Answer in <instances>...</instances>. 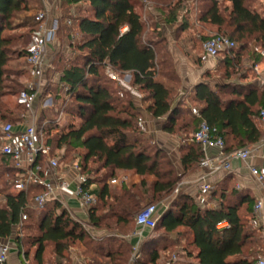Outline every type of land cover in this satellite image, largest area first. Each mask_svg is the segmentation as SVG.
Masks as SVG:
<instances>
[{
	"label": "trees",
	"instance_id": "trees-1",
	"mask_svg": "<svg viewBox=\"0 0 264 264\" xmlns=\"http://www.w3.org/2000/svg\"><path fill=\"white\" fill-rule=\"evenodd\" d=\"M61 1L62 4L70 5L87 4L86 15L63 17L61 21V30L74 29V34L85 37L81 44L69 46L77 59L71 62L59 78V84L69 89L67 95L70 99L63 101V110L67 115H75L80 125H69L59 132V112L54 116L42 112L39 125L43 127L53 153L66 146L75 151H83L78 161L82 173L89 178L88 192L96 197L97 203H101L104 209L100 215L97 204L89 211L88 226L98 230L117 227L125 231L141 208L144 195L149 192L153 196L174 192L182 180L168 152L157 145L155 139H143L146 133L135 101L129 95L130 91L117 89L115 80L106 79L104 74L107 69L119 75L131 74L133 87H139L148 94L146 100H150L151 104L147 111L155 119L167 117L165 132L178 134L185 131L188 134L181 148V161L187 174L194 172L204 157L201 146L193 141L202 120L220 130L227 153L246 149L248 145L260 140L262 133L258 120H261L260 113L264 109V86L233 79L235 71H239L242 49L236 48L220 56L218 71L223 67L231 72L226 74L223 84L215 87H211L207 81L198 84L195 97L204 106L197 118L180 121L182 110L180 107L173 109L171 105L175 90L163 82L169 80L178 83L174 62L169 64L167 61L172 58L167 51L166 41L157 40L154 33L149 35L147 24L137 12V4L145 0ZM226 1L230 7L222 8L216 0H210L202 20L218 27L215 35L227 36L236 43L254 42L257 46L256 53L252 54L255 65L261 57L260 52L264 51V13L252 7L251 0ZM24 5L25 0H0V114L8 112L4 98L14 90L7 85L10 82L8 63L11 40L2 34L10 28V21ZM178 12L179 9L175 10L167 22L175 23ZM125 27L128 30L123 33ZM150 29L154 32L156 26ZM28 54L29 51L25 56ZM209 78L210 74L205 76V79ZM245 79L242 77L240 80ZM16 84L19 89L23 88L21 83ZM23 91L35 93L28 89ZM73 101L76 105H72ZM227 136H232L237 143L236 148L228 146ZM90 164L95 165L97 173L110 172L109 177L113 180L122 173L131 172L141 178L154 176L156 181L151 189H148L150 185L141 181L137 188L122 185L121 193L112 194L108 181H97L89 176ZM3 175H9L14 189L17 170L11 158L0 154V179ZM14 192L7 194L5 204L0 206V239H8L13 229L18 228L16 244L25 261L30 254L23 252V233L31 230L38 232L31 244L36 246V264H46L45 255L50 247L55 256L54 264L69 263L70 258L65 260V253L77 242L84 244L91 254L108 256L107 264L129 263L133 248L128 242L114 237L94 239L68 211H61L57 201L50 202L43 210L28 211L29 219L21 222L22 211L37 195L44 193L45 188L33 185L26 191L14 189ZM212 201L217 206L205 207L183 190L175 209L165 212L156 228L160 226L168 234L179 228L186 229L196 249V264H254L263 257L258 256L264 246L260 241L263 236L254 225V197L218 185L208 199V204ZM34 214L38 215L37 220L32 217ZM223 222L228 225L220 228ZM166 241L163 239L156 242L149 238L140 250L145 261L139 258L136 264H157L161 257L159 246ZM98 257L91 261L99 264ZM189 257L192 255L189 254Z\"/></svg>",
	"mask_w": 264,
	"mask_h": 264
},
{
	"label": "rangeland",
	"instance_id": "rangeland-1",
	"mask_svg": "<svg viewBox=\"0 0 264 264\" xmlns=\"http://www.w3.org/2000/svg\"><path fill=\"white\" fill-rule=\"evenodd\" d=\"M53 1V0H51ZM55 1V0H54ZM51 2L49 8L51 9L49 12L48 23L52 22L56 17H79L81 15H86L85 10L87 9V4L80 3L79 5L73 4H57ZM221 6L223 7H230V4L226 0H216ZM250 3L252 7L258 9L261 13H264V0H251ZM138 3V2H137ZM210 0H145L137 4V12L141 14L145 23L148 27L149 35L151 33L155 34V38L157 40L162 41L164 39L166 41L167 49H170V46L173 45V48H177L178 44L181 43L185 46L184 52L186 50H190V56L192 55L194 59H199V55L203 57L204 50L203 44L209 38L214 36L218 33V27L202 20V16L204 11L210 5ZM59 6V7H57ZM179 6V12L177 14V21L173 24L167 22L168 17H171V14L178 10L176 7ZM46 9V5L42 0H25V5L23 6L22 10L15 14V16L10 21V28L6 29L2 36L11 40V44L9 46L10 49V61L8 63V71H9V79L10 82H7L8 86L13 87L12 94L7 95L4 98L5 103L8 107V112H3L0 114V147L2 144L1 139V127L6 122H14L15 125L20 124V119H22L23 115H28L29 112L23 108H21L18 104V96L24 90L28 89L36 93V100L33 105L34 111V120H38L40 123V117L42 112L46 113V115H53L57 112H61L63 101L68 100L64 98L65 91L63 85L59 84V78L62 75V72L65 69L70 67L72 61L77 59V56L73 53V49L69 47L72 45V38L69 33L74 32V29H63L61 30V40L60 46L51 49L49 54V60L47 59V69L45 73L40 76L36 77L33 70L28 66L26 62V52L30 51V48L34 45L38 38L39 32V25L36 22V17L39 13ZM62 21V19H61ZM156 26V30L153 32L150 27ZM38 30V31H37ZM37 31V32H36ZM72 32V34H74ZM71 34V35H72ZM175 38H177V43L175 42ZM191 40V41H190ZM189 42H191L189 44ZM254 42H237V49H242V57H241V64L239 65V71H235V75H233V79L237 82L242 83H253L259 87L264 86V79L260 78V74L254 72L252 70L253 65V53L257 51L254 48ZM73 46V45H72ZM175 46V47H174ZM192 46L190 49L189 47ZM74 47V46H73ZM203 59V58H201ZM51 60V61H50ZM169 64L174 62L169 58L167 59ZM172 61V62H171ZM175 67V66H174ZM262 69V68H261ZM230 70H225L223 67L217 71L215 74H210V76L223 79L226 77L227 73H230ZM109 72L105 73L106 79L115 80L108 74ZM117 77H119L123 82L124 85L129 83L133 87V79H129V82L125 80V75H119L117 73ZM242 77H246L245 80H240ZM117 83L115 87L117 89L123 90L124 87L120 84L118 80H115ZM16 83H21L23 88L19 89ZM177 85V84H174ZM176 87V86H174ZM133 89L139 92L145 99H148V94L145 91L140 90L139 87H133ZM178 89V88H177ZM173 93V100L175 101L177 94L176 89ZM131 93V91H130ZM130 97L134 99V97H138L137 94H129ZM59 98V100H58ZM70 99V98H69ZM126 100V99H124ZM172 100V101H173ZM54 102L49 108L50 102ZM173 101V102H174ZM123 101L121 102V104ZM72 105H76L73 101ZM50 109V110H49ZM186 111L192 112V110H182V120L188 119V115ZM181 123V122H180ZM75 124L76 126L80 125V120L75 117V115H67L59 121L57 125L59 132L62 131L64 128L68 127L69 125ZM197 129V126H196ZM151 138V137H150ZM143 139H149V135L146 134V137ZM159 145V144H157ZM60 151V157L63 159V167L69 170L74 162V159H79L83 154V151L80 150H73L68 148L67 146ZM90 173L89 176L94 178L97 181L103 182H110L113 178H110V172L102 171L100 173L96 172L95 165L90 164ZM177 172V170H176ZM178 173V172H177ZM105 180V181H104ZM117 180V179H116ZM118 181V180H117ZM128 181L130 187L132 188L135 186L136 188L139 186L141 181H145L151 189V185L156 181L154 176H146L144 178L139 177V180L135 176L128 177ZM136 181H138L136 183ZM11 179L9 175H3L0 179V206L5 204V196L9 193H15L13 187L11 186ZM182 180L177 185V190L174 192H170L167 194L162 195H152V192L149 194L144 195V201H142L141 208L136 212L133 219H131V223L127 226V230L121 231V229H117V227L105 230L110 235L116 234L119 232L121 236L129 234L130 231L136 229V217L138 214L148 205H155L157 207L158 216L161 218L162 215L172 209H175V204L178 202L179 194H181L182 189L181 185ZM136 183V184H135ZM118 184V182L116 183ZM116 184L109 183L111 188L112 194L121 193V187L118 188ZM180 189V191H179ZM182 189V190H181ZM137 193L139 192L138 189H134ZM140 193V192H139ZM98 204V203H97ZM96 204V205H97ZM98 208L100 209V215L104 213V209L101 203L98 204ZM35 220H37L38 215H33ZM82 221V219H81ZM28 224V223H27ZM88 224V223H87ZM85 228V227H84ZM86 229V228H85ZM15 238L18 233V229H15ZM150 239L153 241H160V240H167L163 242L159 246V251L162 252V262L161 264H166V262L172 258L174 255L177 256V261L175 264H196L195 255L196 249L192 246V238L189 235V232L184 228H179L176 232L172 234L166 233L160 226H158L155 230L151 231ZM37 231L25 230L23 233L24 236V247L23 252H28L30 254L29 258L27 259V264H36L34 260V254L36 251V246H32V238L37 235ZM260 237V234H258ZM122 238V237H121ZM122 240V239H121ZM260 241L264 246V238ZM78 243V242H77ZM77 243L73 246L75 247ZM160 245V244H159ZM71 247V248H73ZM153 249V248H152ZM192 253V254H191ZM189 254L192 257H189ZM71 256V249L65 253V260H68ZM258 256L264 257V250L260 252ZM257 256V257H258ZM46 264H54L55 256L52 254V248H48L47 253L45 255ZM65 263V262H64ZM68 264V262L66 263Z\"/></svg>",
	"mask_w": 264,
	"mask_h": 264
},
{
	"label": "built area",
	"instance_id": "built-area-1",
	"mask_svg": "<svg viewBox=\"0 0 264 264\" xmlns=\"http://www.w3.org/2000/svg\"><path fill=\"white\" fill-rule=\"evenodd\" d=\"M42 1L45 3L46 9L36 17V22L39 25L38 38L26 57L28 66L33 70L37 78L45 73L47 66L49 67L47 59L49 60L51 49L56 48V43L59 41L62 19L59 16L48 23L49 12L51 10L49 8L50 0ZM57 4H59V0H56L55 5ZM68 24L71 23L68 22ZM127 30L128 27H125L122 32L124 33ZM71 38L72 45L75 46L76 35L72 34ZM236 48L237 43L223 35H214L203 44L206 61L219 62V58L223 53L232 52ZM260 56L264 59V51L260 52ZM259 67L258 64L254 65V72L260 73ZM68 90V88L64 87V98H67ZM35 100L36 93L31 94L27 91H22L18 96V104L25 107L29 114L22 116V122L18 124L19 127L12 123H5L1 127L2 144L0 154L11 158L14 163V169L17 170V178L13 182L14 189L19 192L26 191L33 185H41L45 188V192L37 195L26 209L22 211L21 222L29 219L28 211L43 210L52 201H57L61 205L62 210H66L72 215L62 198L63 193L69 191L72 185H74L72 190L73 197L77 200L79 207L89 214V211L97 204L96 197L90 194L87 189L89 178L82 173L77 158L74 159L70 168L76 173V177L70 180L66 176V168L63 167V160L59 156L60 151H55L54 153L51 151L48 139L43 132V127H40L38 120H34L33 105ZM49 102L50 108L53 102ZM64 116L65 112L62 108L57 118V123ZM260 116L264 122V109L261 111ZM193 141L201 146L204 153V157L199 164L204 174L200 178L198 185L199 192L203 195V198L198 199V201L202 205H208V198L214 190L213 185L208 182V178L216 173L230 170L233 160L247 161L253 151L246 148L237 152L227 153L225 151L226 143L220 130L210 126L205 120L200 122ZM262 145H264V141ZM212 149L216 150L215 156L209 154V151ZM250 171L256 182L264 186V171L254 166L250 167ZM117 182V180L111 181L112 184H116ZM262 209L263 201L259 200L254 205V214L259 215ZM74 219L80 222L88 233L93 236L89 232L90 230L86 223L76 218ZM159 219L160 217L155 205L145 207L136 218V225L141 230L139 233L140 237H142L146 229H155ZM227 225L226 222H223L219 227ZM10 253L11 245L9 243H2L0 239V264L8 262ZM176 261L177 256L174 255L166 264H175ZM254 264H264V257L257 259Z\"/></svg>",
	"mask_w": 264,
	"mask_h": 264
},
{
	"label": "crops",
	"instance_id": "crops-1",
	"mask_svg": "<svg viewBox=\"0 0 264 264\" xmlns=\"http://www.w3.org/2000/svg\"><path fill=\"white\" fill-rule=\"evenodd\" d=\"M54 1V0H53ZM50 0V3L53 2ZM56 3V0L54 1ZM62 4V1L59 0V6ZM58 6V7H59ZM77 37L76 45L81 44L85 37L82 35L74 34ZM60 40H61V32L59 35V41L56 43V47L60 46ZM191 41V40H190ZM175 42L177 43V38H175ZM191 42H189L190 44ZM192 44V43H191ZM71 45V44H70ZM69 45V46H70ZM177 48H173V45L170 46V49H167L169 54L171 55V58L174 59V66L178 78V83H175L177 85H174L173 82L169 80H163L164 84L168 87H172L176 89V99L175 101L171 102L172 108H179L181 110H192V112L186 111V114L188 115V118H197L199 115V111L203 108L204 104L200 101H198L195 97V88L198 84L202 83L203 81H207L211 87H215L218 84H223L221 79H218L216 77H211L209 79H205V76L208 74H215L219 69V62L215 61H206L205 54L203 57L199 55V59H194V57L190 56V50H185V46H183L181 43L178 44ZM256 44L254 45V48L256 49ZM190 49L192 46L189 47ZM51 52V51H50ZM255 53V52H254ZM203 58V59H201ZM260 67V78L264 79V59L260 57V59L256 62ZM255 64V65H256ZM254 65V64H253ZM262 68V69H261ZM253 70V67H252ZM254 71V70H253ZM108 74L111 75L112 78L115 80H118L120 84L124 87V89L131 91L132 94H137V98L134 97L135 106L138 109V112L141 116V124L144 128V131L146 134L149 135V137L155 139L157 143L168 152L170 155L173 164L175 165V168L178 172V174L181 176L182 182L181 187L184 189V192L191 196L193 199L198 201V199L203 198V195L199 192L198 185L199 180L204 174V171L198 167L194 172L192 173H185L182 161H181V148L185 145V139L188 134H186L185 131L178 132V134H168L164 131L165 124L167 122V117H163L160 119H155L153 116L147 111V107L151 104L150 100H146L139 92L135 91L129 83L124 85V82L117 77V74L114 73L111 69H107ZM125 80L129 82V79L131 80V74L126 73ZM176 86V87H174ZM178 88V89H177ZM258 126L262 133L261 138L258 142L248 145L246 148L251 149L252 155L250 158L243 162L240 160H233L231 162V168L228 171H222L219 173H216L214 175H211L208 178V182L213 185L214 190L212 194L209 196L208 199H210L218 185L228 187L229 189H236L240 192H246L250 194L255 199V203L259 200L263 201V209L260 212L259 215H255V221L254 225L256 228H258L264 238V186L260 185L256 182L254 176L251 174L250 167L254 166L260 170L264 171V145H262V142L264 141V122L262 120H258ZM19 127L18 125H16ZM184 126V125H183ZM182 126V128H183ZM186 130V129H184ZM188 131H190V128L188 127ZM228 146L231 148H236L237 143L232 139V136L226 137ZM190 143V142H189ZM209 154L211 156L216 155V150L212 149L209 151ZM63 160V159H62ZM63 162V161H62ZM66 176L71 180L76 177V173L72 171L71 169L65 170ZM135 176L137 180H139V176L131 173V172H125L122 173L118 180V188L122 187V185H127L130 187L128 177ZM138 181H136L137 183ZM111 183L108 182V184ZM135 183V184H136ZM74 188V185L71 186V189L69 191H65L62 195L63 200L66 202L68 208L70 209L71 216L73 218H76L78 220H81L84 223H88V214L79 207V204L77 200L72 195V190ZM205 198V196H204ZM205 207H215L217 206V203L215 201L210 202L208 205H204ZM62 211V209H61ZM88 225V224H87ZM15 229H13V233L11 237L8 239H1L2 243H9L11 245V253L9 260L6 264H27V260L25 261V257L22 253H20V250L16 244V238H15ZM89 232L93 235L92 237L94 239L103 240L105 238L114 237L117 239H122L128 242L131 247L133 248V254L131 255V258L129 260L128 264H136V261L141 258L143 260V255L140 254V250L145 242L150 238V234L152 233L150 229H146L142 237H140V228L137 227L136 229L130 231L129 234L121 236L119 232L116 234L110 235L105 230H98L93 229L92 227L88 226ZM122 237V238H121ZM160 259L157 261V264H161L162 262V252L160 251ZM98 256L91 254L87 251V248L82 244L81 242H78L77 245L73 248H71V256L68 264H97L95 262H92V258H97ZM99 264L105 263L107 264L109 262L108 256L106 257H98ZM145 261V260H143ZM197 262V260H196Z\"/></svg>",
	"mask_w": 264,
	"mask_h": 264
}]
</instances>
